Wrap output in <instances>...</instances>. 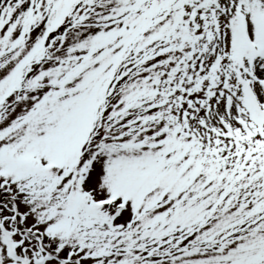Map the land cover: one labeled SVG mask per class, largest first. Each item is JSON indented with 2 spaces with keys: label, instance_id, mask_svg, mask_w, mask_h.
Masks as SVG:
<instances>
[{
  "label": "snow or ice",
  "instance_id": "obj_1",
  "mask_svg": "<svg viewBox=\"0 0 264 264\" xmlns=\"http://www.w3.org/2000/svg\"><path fill=\"white\" fill-rule=\"evenodd\" d=\"M0 264H264V0H0Z\"/></svg>",
  "mask_w": 264,
  "mask_h": 264
}]
</instances>
